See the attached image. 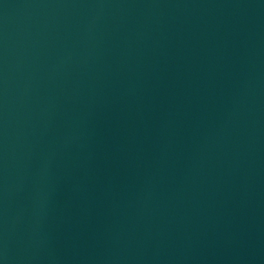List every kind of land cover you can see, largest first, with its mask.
I'll list each match as a JSON object with an SVG mask.
<instances>
[{"label":"water","instance_id":"95a60500","mask_svg":"<svg viewBox=\"0 0 264 264\" xmlns=\"http://www.w3.org/2000/svg\"><path fill=\"white\" fill-rule=\"evenodd\" d=\"M0 264H264V0H0Z\"/></svg>","mask_w":264,"mask_h":264}]
</instances>
